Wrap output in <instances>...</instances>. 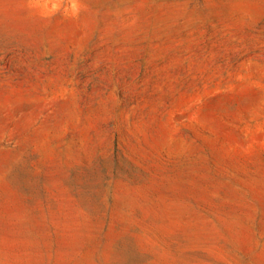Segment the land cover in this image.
Segmentation results:
<instances>
[{
  "label": "rangeland",
  "instance_id": "obj_1",
  "mask_svg": "<svg viewBox=\"0 0 264 264\" xmlns=\"http://www.w3.org/2000/svg\"><path fill=\"white\" fill-rule=\"evenodd\" d=\"M0 264H264V0H0Z\"/></svg>",
  "mask_w": 264,
  "mask_h": 264
}]
</instances>
